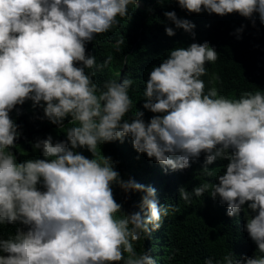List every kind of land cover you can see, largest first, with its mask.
Masks as SVG:
<instances>
[{
  "label": "clouds",
  "instance_id": "9594fccd",
  "mask_svg": "<svg viewBox=\"0 0 264 264\" xmlns=\"http://www.w3.org/2000/svg\"><path fill=\"white\" fill-rule=\"evenodd\" d=\"M158 4L173 0H156ZM188 13H238L256 27L264 25V0H175ZM140 0H0V264H157L143 250L151 234L178 209L161 204L177 171L204 154L196 174L212 177L218 160L221 172L211 182L178 189L187 208L191 231L180 259L193 263L203 243L193 227L209 228L203 264H264V90L224 96L207 88V63L219 52L208 41H190L167 49L159 65L147 73L144 112L125 117L133 108L129 90L133 78L94 80L108 68L111 55L97 63L89 42L130 19L129 6ZM148 11H153L151 8ZM164 17L165 34L183 29L193 40L196 25L176 11ZM207 26V25H206ZM242 23L234 35L240 39ZM123 40L116 42L121 51ZM214 74L208 80H212ZM217 80L220 78L217 76ZM55 128L72 123L64 139L50 131L23 145L35 149L34 159L19 160L13 151L23 141L24 117ZM40 132H45L40 129ZM130 138L137 159L147 163L142 173L115 169L119 160L97 153V146ZM79 149H86L91 157ZM113 185H115L113 187ZM139 200L124 210L115 199ZM216 204H214V202ZM116 213H121L118 215ZM171 234H175L173 229ZM214 244V245H213ZM137 247L139 248L138 252ZM143 250V251H142Z\"/></svg>",
  "mask_w": 264,
  "mask_h": 264
},
{
  "label": "trees",
  "instance_id": "16d2710c",
  "mask_svg": "<svg viewBox=\"0 0 264 264\" xmlns=\"http://www.w3.org/2000/svg\"><path fill=\"white\" fill-rule=\"evenodd\" d=\"M140 1L141 7L134 9V5L129 6L130 19H120L118 26L108 33L97 36L94 41L86 45L87 51L97 57V63L108 55L113 57L108 68L98 72L94 77L97 83L102 84L104 80L109 79L119 80L118 72L121 66L123 68L121 70L122 77L133 78V85L129 90L133 108L125 119L132 116L137 109L144 112L146 121L153 115L150 111L143 109L144 97L139 91V89H144L148 71L153 65H159L166 56L167 49L186 47L191 40L197 43L208 41L219 52V59L215 63L206 62L207 75L202 77L206 84V90L216 87L221 95L228 97L239 96L243 91L264 90V25L260 24L258 14L254 13L257 22L256 27H252L251 23L238 13L224 16L207 12L196 14L181 9L175 0L165 4H158L156 0ZM149 8L153 11H148ZM172 10L176 11L179 17L195 23L196 36L194 40L183 29H176V34L171 37L165 34V25L171 27L174 25L164 17L163 13ZM242 23L245 28L240 34L241 38L237 39L233 33L235 28ZM119 40H123L124 43L120 46L121 51L117 52L115 48L116 42ZM212 73L214 78L208 80ZM217 76L220 78L219 80L216 79ZM34 112L35 115H42V112L34 110L28 117H24L23 141H20L13 149L21 161L34 159L33 155L35 154V149L23 145L24 141H33L37 136L43 137L47 130L54 135V138L64 139L67 128L73 126L72 123L66 122L63 128H55L47 120L33 118ZM40 129H44L45 132H40ZM79 151H82L85 156L91 157V153L86 149H79ZM96 151L99 155L104 153L111 155L114 160H119L120 163L114 167L120 173H129V164L133 162L136 164L134 173L137 174L142 173L147 165L143 157L136 158L137 155L128 137H125L123 143L113 141L103 145L98 144ZM203 159L204 154L202 153L199 159L190 162L189 168L177 171L168 188L165 189L166 197L158 199L161 204H175L178 210L175 213L170 211L161 228L154 231L149 241L143 244V250L144 248L150 250V255L156 259L157 264H203L202 261L207 256L214 259L223 257L215 251L207 253L210 231L209 228L197 223L193 227L190 237L197 239L199 234H202L204 240L202 245L196 249V260L193 263H185L180 259L183 243L191 231V226L188 222L187 208L179 203L178 189L180 186L187 189L191 184L211 182L221 172L217 160L211 165L214 172L212 177L196 174V166ZM114 196L117 202L122 203L124 210L133 209V206L139 202L136 199L125 202L121 192L117 189H115ZM213 202L216 204L215 201ZM116 214L121 215V213ZM12 229H15V226H0V233L6 235L11 233ZM173 229H175V234H171ZM137 249L140 252L138 247Z\"/></svg>",
  "mask_w": 264,
  "mask_h": 264
}]
</instances>
